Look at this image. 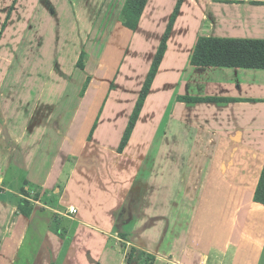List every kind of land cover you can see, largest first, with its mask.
Here are the masks:
<instances>
[{"label":"crops","instance_id":"0c3cea01","mask_svg":"<svg viewBox=\"0 0 264 264\" xmlns=\"http://www.w3.org/2000/svg\"><path fill=\"white\" fill-rule=\"evenodd\" d=\"M126 1L38 0L33 28L59 58L78 42V60L93 27L114 28V50L106 55L103 46L95 58L91 44L84 68H62V83L49 70L53 62L43 63L41 43L28 73L23 57L14 66L20 49L1 40L18 0L4 10L0 264H143L138 252L152 264H264V205L255 201L264 169V70L191 64L200 37L264 39V0H148L136 30L125 26ZM179 3L156 77L119 151ZM65 8L74 13L73 31L91 28L82 42L72 30H38L41 12L63 29ZM124 41L125 55L116 60ZM125 72L135 87L124 86ZM108 73L115 88L104 84ZM12 74L28 84L6 83ZM37 80L39 92L27 97ZM21 197L35 204L31 216L20 213ZM131 247L138 252L129 262Z\"/></svg>","mask_w":264,"mask_h":264},{"label":"rangeland","instance_id":"374dc122","mask_svg":"<svg viewBox=\"0 0 264 264\" xmlns=\"http://www.w3.org/2000/svg\"><path fill=\"white\" fill-rule=\"evenodd\" d=\"M43 1L50 3L49 0H43ZM12 2H14V3L11 4ZM37 2H38V0H18V5H17L18 7H17V9H15L16 12L12 17L13 19H12L11 23L8 24L9 26L6 29L5 35L3 36L1 42H3V46H5L6 49L10 48V50L12 52H14V48L20 49V51H19L20 54L17 55V57L19 59L15 60L14 66H17L19 64H23V58H24L25 64L27 66L25 68L27 73L30 70V68H28V67H30L32 65L35 58L39 54V48H40V43H41L42 47H43L41 54H44V57H46V58H43L44 59L43 63H45V62L50 63V61H51V63L53 62V64L50 63L51 65H49V70L50 71L53 70V71L57 72V73L52 72V73H54V75H53L54 80L58 83H62V82H64L63 79H67V77H68L65 75H64V77H61V76H63V73H62L63 69L62 68L67 67L68 69L69 68L71 69L72 67H76V65L78 66L77 63H78L79 59L75 60V58H76L77 53H79V49L84 50V48L82 47L81 43L77 42L75 44L73 43V45H72V43H70L71 44V50L67 51L68 53L65 57L63 56V57L59 58V57L55 56L56 54H54L53 52L50 51L52 49V44L50 42L48 43L47 41H44L42 38H38V37H40V33L38 31L36 32L33 28V22H34V16H35V11H36V7H37ZM7 7L10 9L9 11H11L13 8H16L15 0H3L0 4V34H1L3 24L5 22L2 20V17L4 16V14H5L4 10ZM52 14L54 15L55 13L52 12ZM73 17H74V13L71 11V9H66V18L63 20L62 23H64V21H66L67 23L64 24V27L62 29L61 26L56 21H51L52 19L48 18L45 14H43L41 12L39 14V21H40L41 26H38V30H40L42 32L41 33L42 35H46V36L49 35L51 32H55V34L60 32L61 35H64L69 30H72L73 33L71 34L70 37L75 38V40H79L82 42V40H84V38H86V37L83 35H82L83 36L82 37V36H80V34L81 33L84 34L88 29L91 30V28H87V27L76 28L75 27V31H73L74 30L73 29L74 26H72V25H74L72 22ZM113 39H114V42L116 43L117 40H116V37L114 35V28L93 27L92 33L89 34V39L87 40L88 45L85 44V46H86V48L90 49V45L93 44V52L96 50L95 58H97L96 56L99 55L98 50L102 49L103 46L106 47V55L109 54L111 49H112L111 51L114 50L115 45L113 43ZM103 40L107 41V43L104 44ZM20 42H22V44ZM126 44L127 43L124 41L121 43V47L119 46L120 49H118V51L119 50L120 51L117 53L116 60H119V58H120L118 56V54H121L122 56L125 55L124 53L126 50L125 49ZM57 45L58 44H56V45L54 44V46H57ZM89 49H87V50H89ZM86 51H85V53H86ZM47 53H48V57H47ZM85 53L83 55L84 67H85V63H86L87 58H88L87 56H85ZM53 55H54V58L50 59L51 56H53ZM123 59L124 58L122 57L121 61H123ZM107 64H108V62H107ZM66 65H68V66H66ZM109 66H110L109 69L114 70L113 65L111 66V64L109 63ZM5 67L6 66L4 64V66H2V68H4V70H5L6 69ZM128 69L129 68H127L126 70H128ZM68 71H70V70H68ZM110 74L111 73H108V75L105 77L104 84L107 88L109 87V89H112V88L116 87L117 83L115 82V75L113 73L111 75ZM125 74H126V76L123 79L124 86L127 85V86L135 87L136 86L135 84L137 83L135 78H133V80H132L133 76L131 74H130V76L126 72H125ZM113 75H114V77H113ZM46 77L47 76L44 74L42 76V79L46 80ZM28 79H29L28 77H24L22 75L12 74L9 76V79L6 83L15 84V83L21 82V84H24V83L28 84ZM8 84H7V86H8ZM16 86L18 87V84H16ZM16 86H15V89H16ZM39 88H41V82L38 80H37V84L34 86V89H32V84H31V86L29 85V87L26 91L27 97L30 95L31 91H33L32 92L33 94L38 93ZM15 93H17V92H15ZM15 93H13V94H15ZM96 108H97V105H95L93 107V110L91 111V113L95 112ZM102 109H103V105H101L100 111H102ZM100 111H99V113H100ZM99 113H98V115H99ZM90 118H92V117H90ZM96 118H98V116ZM156 121H158V120H156ZM161 136H162V134H160V136H158L157 141L162 144ZM172 137L173 138L171 139V142L172 141H175V142L178 141L179 136H177L175 134ZM186 139H187V141H190V140L193 141V136L187 137ZM141 254L142 253H139L138 255L142 256Z\"/></svg>","mask_w":264,"mask_h":264},{"label":"trees","instance_id":"16d2710c","mask_svg":"<svg viewBox=\"0 0 264 264\" xmlns=\"http://www.w3.org/2000/svg\"><path fill=\"white\" fill-rule=\"evenodd\" d=\"M148 0H127L123 8V16L125 19V26L136 30L139 24V20L143 13V10ZM179 4L172 15L171 22L167 27V30L162 38L158 51L155 55L154 61L147 75V78L141 89L138 101L135 109L131 115V119L127 126L126 132L122 139L119 151H123L124 147L128 143L135 123L137 122L141 109L145 103V100L149 94L154 78L156 77L160 63L163 59L164 53L167 49V40L172 28V22L177 16L179 10ZM84 52L80 55L78 60V66L84 68L83 63ZM191 64L199 67H227V68H252L264 70V39H235V38H219V37H200L196 43L194 51L191 55ZM90 77L87 79V83ZM86 86V85H85ZM187 101L191 103L200 101H222L229 102L231 99H217V98H197L187 97ZM25 194L26 190H23ZM37 199V198H35ZM255 201L264 205V169L262 171L261 179L255 193ZM18 209L20 213L31 216L35 204L27 198L21 197L18 200ZM138 250L135 247H131L127 253V259L129 262L133 260L135 253ZM142 253L143 257H146L143 264H152L153 257ZM141 256V257H142Z\"/></svg>","mask_w":264,"mask_h":264},{"label":"built area","instance_id":"2783aa9c","mask_svg":"<svg viewBox=\"0 0 264 264\" xmlns=\"http://www.w3.org/2000/svg\"><path fill=\"white\" fill-rule=\"evenodd\" d=\"M0 187L2 188V185H1V177H0ZM70 213H71V214H76V213H77V208H75V207H71V208H70Z\"/></svg>","mask_w":264,"mask_h":264}]
</instances>
